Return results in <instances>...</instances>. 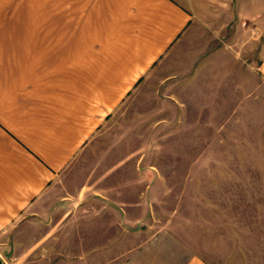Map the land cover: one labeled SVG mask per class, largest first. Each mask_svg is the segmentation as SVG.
<instances>
[{
  "label": "rangeland",
  "instance_id": "rangeland-1",
  "mask_svg": "<svg viewBox=\"0 0 264 264\" xmlns=\"http://www.w3.org/2000/svg\"><path fill=\"white\" fill-rule=\"evenodd\" d=\"M30 1L18 0L17 8L7 9V30L22 37L8 40L10 47L52 43L33 33ZM195 8L193 32L175 54L128 89L90 147L72 163L69 182L60 193H80L69 206L103 210L106 223L111 222L109 212L118 210L113 238L121 245L159 241L162 252L147 254L150 264H183L194 254L209 264H264V147L255 141L261 138L255 129L264 127V85L262 92H255L256 71L250 69L254 56L240 60L247 86L233 87L226 80L233 66L223 56L208 61L198 55L214 37L221 44L226 13L222 6L214 8L212 24L205 3ZM54 30V45L62 46V38L57 39L62 25L55 24ZM243 96L245 108L239 104ZM28 227L22 245L0 248L2 264L110 260L111 247L86 243L78 226L68 233L58 225L50 247L46 241L32 246L46 225L40 231L31 230L39 226ZM158 246L148 251H159ZM118 250L121 255L126 249Z\"/></svg>",
  "mask_w": 264,
  "mask_h": 264
},
{
  "label": "crops",
  "instance_id": "crops-1",
  "mask_svg": "<svg viewBox=\"0 0 264 264\" xmlns=\"http://www.w3.org/2000/svg\"><path fill=\"white\" fill-rule=\"evenodd\" d=\"M186 3L31 0L28 8L33 33L52 43L16 48L10 47L8 40L22 37L19 32L7 30V9L17 8L18 0H0V248H18L23 232L31 225L39 226L31 228L36 231L46 225L45 234L32 246L46 241L50 247L56 227L61 225L68 233L78 226L86 243L94 240L101 249L109 245L111 257L106 264H150L147 254H161L157 240L137 247L131 241L121 245L113 238L118 210L109 212L111 222L106 223L103 210L70 207L68 202L79 200L81 194L62 195L60 189L69 182L74 160L90 147L128 89L175 54L193 32L197 15L192 10L203 3L212 15V24L213 9L222 6L226 13L224 36L221 44L214 37L205 53L198 55H206L208 61L223 56L233 66L228 68L232 74L226 79L233 87L247 86L241 58L256 57L250 69L256 71L255 76L252 74L255 92H262L264 0ZM13 21L11 17L10 23ZM55 24L62 25V35L57 39L63 41L58 47L54 45ZM239 104L245 108L246 97ZM255 135L261 137L255 139L256 144L264 147V127L256 128ZM107 231L111 235L104 240ZM154 244L159 251H148ZM123 247L126 250L120 255L118 248ZM238 247L242 248L240 242ZM0 257H4L1 252ZM183 264L209 263L194 254Z\"/></svg>",
  "mask_w": 264,
  "mask_h": 264
},
{
  "label": "water",
  "instance_id": "water-1",
  "mask_svg": "<svg viewBox=\"0 0 264 264\" xmlns=\"http://www.w3.org/2000/svg\"><path fill=\"white\" fill-rule=\"evenodd\" d=\"M0 264H2V259L0 258Z\"/></svg>",
  "mask_w": 264,
  "mask_h": 264
}]
</instances>
